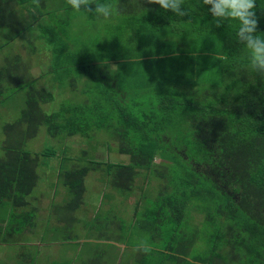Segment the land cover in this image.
Returning <instances> with one entry per match:
<instances>
[{
    "label": "trees",
    "instance_id": "16d2710c",
    "mask_svg": "<svg viewBox=\"0 0 264 264\" xmlns=\"http://www.w3.org/2000/svg\"><path fill=\"white\" fill-rule=\"evenodd\" d=\"M47 2L0 0V29L15 38L31 31L55 13L46 9ZM95 2L112 4L127 19L117 22L119 32L110 28L106 37L101 32L87 38L85 48L71 56L72 65L89 78L96 68L106 77L88 107L119 154L128 156L125 164L105 162L106 180L129 193L136 179L150 188L148 176L153 177L157 189L142 198L148 214L135 223L162 245L151 246L150 254L133 250L114 264H187L181 256L192 264H264V73L248 68V52L236 43L237 23L217 28L202 0H184V17L143 0L141 5ZM256 3L257 34L264 37V0ZM3 83L25 89L22 118L6 124L0 155V206L9 201L20 208L38 178L36 160L24 144L41 126L51 132L56 114L40 107L52 94L44 86L35 88L33 80L24 83L10 66L0 68V93ZM86 162L67 178L79 196L71 210L83 193L84 176L101 166ZM192 212L202 216L198 224L192 223ZM33 219L27 212L8 211L0 241L13 243ZM98 220L96 214L93 221ZM117 240L124 241L123 231ZM92 256L88 264H106L105 249Z\"/></svg>",
    "mask_w": 264,
    "mask_h": 264
},
{
    "label": "rangeland",
    "instance_id": "374dc122",
    "mask_svg": "<svg viewBox=\"0 0 264 264\" xmlns=\"http://www.w3.org/2000/svg\"><path fill=\"white\" fill-rule=\"evenodd\" d=\"M46 9H54L55 13L16 38L0 29V68L10 66L22 75L24 83L33 80L35 88L44 86L53 100L41 104V110L49 116L56 114L51 132L41 126L24 144V150L36 160L38 177L33 191L26 196L25 207H14L9 201L0 206L1 226L8 211L34 216L32 225L13 236V243L0 241V264H88L92 254L101 249L106 250L104 262L114 264L134 254L140 241L162 247L148 234H141L137 226L148 214L143 208V196L150 197L157 189L153 177L148 176L150 188L143 178L136 179L129 193H121L106 180L105 162H128V156L119 154L116 141L101 128L88 107L107 82L106 77L100 68L95 69L93 79L84 76L71 61L75 50L85 48L87 38L101 32L106 37L110 28L119 32L117 22L127 17L118 10L98 22L92 14L74 11L66 0H48ZM126 34H130V24L125 26ZM2 88L1 93L10 92L8 96L0 93V155L5 126L21 120L25 101V89L14 83H3ZM68 109L74 113H67ZM89 160L101 166L84 176L83 193L71 210L69 204L79 196L67 178L88 165ZM96 214L100 220L93 221ZM191 216L194 224L202 219L194 212ZM120 230L124 233L123 242L117 240Z\"/></svg>",
    "mask_w": 264,
    "mask_h": 264
},
{
    "label": "clouds",
    "instance_id": "9594fccd",
    "mask_svg": "<svg viewBox=\"0 0 264 264\" xmlns=\"http://www.w3.org/2000/svg\"><path fill=\"white\" fill-rule=\"evenodd\" d=\"M38 2V0H37ZM74 11H85L94 15L95 18L109 19L118 12L112 4L97 3L95 0H66ZM140 4V0H138ZM144 4L159 5L163 10L184 17L188 13L183 8L184 0H143ZM208 8L209 13L215 19L217 28L225 22L235 21L237 31L235 33L236 43L242 45L248 52V68L256 73H264V37L257 34L259 17L257 16L256 0H202ZM95 5L92 7V5ZM141 5V4H140ZM264 12V10H262ZM217 59L226 60L227 56H217ZM135 251L141 254H150L153 249L147 241L137 243ZM187 264H192L189 257H180Z\"/></svg>",
    "mask_w": 264,
    "mask_h": 264
},
{
    "label": "crops",
    "instance_id": "0c3cea01",
    "mask_svg": "<svg viewBox=\"0 0 264 264\" xmlns=\"http://www.w3.org/2000/svg\"><path fill=\"white\" fill-rule=\"evenodd\" d=\"M56 210V209H55ZM59 210H61V209H59Z\"/></svg>",
    "mask_w": 264,
    "mask_h": 264
}]
</instances>
